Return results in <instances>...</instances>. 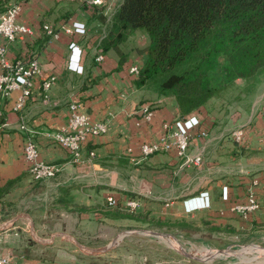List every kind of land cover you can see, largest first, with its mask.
I'll return each mask as SVG.
<instances>
[{
    "label": "crops",
    "instance_id": "1",
    "mask_svg": "<svg viewBox=\"0 0 264 264\" xmlns=\"http://www.w3.org/2000/svg\"><path fill=\"white\" fill-rule=\"evenodd\" d=\"M13 1L0 0V10ZM16 1V20L30 31L7 43L5 58L35 56L40 73L31 77L30 94L20 109H13L19 88L0 93V188L6 185L0 192V214L7 206L29 208L33 201L50 197L48 204L65 207L79 219L114 222L124 211L106 205L105 198L113 196L118 202L135 198L134 213L158 219H204L243 231L264 228V94L255 100L258 110L241 128L240 139L232 132L211 130L212 123L205 118L204 124L205 112L199 108L186 113L195 114L199 122L189 131L184 155L167 150L142 157L139 143L156 139L162 124L178 114L172 96L161 98L157 106L149 105L128 72L130 65L143 64L145 53L138 52L141 45L136 36L140 33L146 39L144 32L129 29L114 47L101 44L103 35L114 27L112 15L121 0H104L99 8L81 0ZM74 20L84 22V33L65 30ZM70 42L79 50L77 63V49L70 54ZM96 50L103 54L100 60L93 59ZM75 64L81 71L74 69ZM48 74L54 75V81L48 99L42 100L39 82ZM73 100L91 120L108 123L105 132L87 136L77 161L52 137L65 125L68 103ZM143 105L152 112L149 120L141 116ZM21 116L25 129L19 127ZM27 136L35 142L37 159L61 165L55 176L30 178L21 148ZM195 155L200 156L196 162ZM250 190L258 208L243 217L232 206L243 202ZM200 191L206 192L207 206L197 200ZM190 196L194 197L183 200ZM12 258L9 264H30L21 262L20 255Z\"/></svg>",
    "mask_w": 264,
    "mask_h": 264
},
{
    "label": "rangeland",
    "instance_id": "2",
    "mask_svg": "<svg viewBox=\"0 0 264 264\" xmlns=\"http://www.w3.org/2000/svg\"><path fill=\"white\" fill-rule=\"evenodd\" d=\"M139 35L143 46L146 39ZM136 86L149 105L171 96L159 94L153 81ZM263 94L264 65L249 77H233L192 110L205 112L202 121L211 122V130L230 133L251 120L258 110L255 100ZM49 199L2 211L0 256L10 262L20 255L21 262L30 264H264V228L243 231L204 219H158L119 205L112 206L124 212L114 222L79 219L65 207L48 204ZM11 218L12 224L4 228ZM106 247L99 253L84 251Z\"/></svg>",
    "mask_w": 264,
    "mask_h": 264
},
{
    "label": "trees",
    "instance_id": "3",
    "mask_svg": "<svg viewBox=\"0 0 264 264\" xmlns=\"http://www.w3.org/2000/svg\"><path fill=\"white\" fill-rule=\"evenodd\" d=\"M112 20L103 47L129 29L144 32L137 50L145 59L133 83L153 81L159 94L174 98L178 117L264 65V0H121Z\"/></svg>",
    "mask_w": 264,
    "mask_h": 264
},
{
    "label": "built area",
    "instance_id": "4",
    "mask_svg": "<svg viewBox=\"0 0 264 264\" xmlns=\"http://www.w3.org/2000/svg\"><path fill=\"white\" fill-rule=\"evenodd\" d=\"M81 1L87 4L100 5L104 0ZM18 10L19 3L15 0L0 11V93L5 95L10 90L19 88V92L15 96L13 102V109H20L22 107L25 99L30 94L31 77L37 76L40 73V67L35 56H29L25 59L16 58L12 61L5 58L7 43L14 40L17 35L30 31L26 24L16 20ZM42 27L46 32L52 33L51 28H49L47 24H43ZM65 30L84 33L85 24L82 21L74 20L71 26L66 27ZM68 46L70 48V54H73V51L77 49L75 54V62L77 63L79 59L78 48L73 42H70ZM102 55L100 50H96L93 59L100 60ZM74 69L81 71L80 65L77 64H75ZM128 72L136 76L138 73V66L135 64L130 65L128 67ZM53 81L54 75L52 74L45 75L41 78L38 93L42 100L48 99V91ZM78 104L76 100L68 103L69 111L65 125L52 134L54 141L65 147L71 159L74 161L79 159L81 146L87 136L103 133L108 126L106 119L91 120L87 114L79 110ZM140 112L145 120L151 118L152 112L147 105H143L140 108ZM262 114H264V111H262ZM198 122L199 119L195 114L184 115L183 117L177 116L171 122H164L162 124V130L156 139L139 143V155L145 157L156 151L167 150H173L177 155H184L188 144L189 131L192 127L196 126ZM19 127L21 129L26 128L23 116L20 117ZM200 133L203 134L204 131L200 130ZM232 133H234L236 139L241 138V130H236ZM21 148L25 167L32 180L53 177L60 171V164L37 159L35 142L28 136L22 141ZM92 154L93 152L90 151L89 155ZM199 158V155H195L192 160L196 162ZM193 197L194 196H191L187 200ZM197 200L200 202V206L208 205L205 191H200L198 193ZM106 203L111 206L119 205L129 210L134 209L138 204L135 198L125 197L122 201L118 202L113 196H107ZM256 208H258V202L251 190L246 193L243 202L236 203L232 206V209L243 217ZM0 264H9V261L2 256L0 257Z\"/></svg>",
    "mask_w": 264,
    "mask_h": 264
},
{
    "label": "water",
    "instance_id": "5",
    "mask_svg": "<svg viewBox=\"0 0 264 264\" xmlns=\"http://www.w3.org/2000/svg\"><path fill=\"white\" fill-rule=\"evenodd\" d=\"M12 222H13V218H11L10 220H9V222H8V224L6 225V226H4V228H6V227H8V226H10L11 224H12ZM0 228H2V227H0ZM108 247H106V248H101V249H99V250H96V251H87V250H84L85 252H88V253H99V252H102V251H104V250H106Z\"/></svg>",
    "mask_w": 264,
    "mask_h": 264
}]
</instances>
